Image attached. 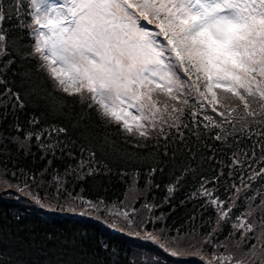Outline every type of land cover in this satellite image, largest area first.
<instances>
[{"label":"trees","instance_id":"obj_1","mask_svg":"<svg viewBox=\"0 0 264 264\" xmlns=\"http://www.w3.org/2000/svg\"><path fill=\"white\" fill-rule=\"evenodd\" d=\"M0 11V173L28 191L0 195V264H141L88 204L121 201L132 178L156 222L197 240L214 264L252 250L251 264H263L264 102L222 100L213 112L192 94L171 121L129 134L31 54L30 0H0Z\"/></svg>","mask_w":264,"mask_h":264},{"label":"snow or ice","instance_id":"obj_2","mask_svg":"<svg viewBox=\"0 0 264 264\" xmlns=\"http://www.w3.org/2000/svg\"><path fill=\"white\" fill-rule=\"evenodd\" d=\"M38 2L42 15L34 24L47 34L39 32L31 54L40 53L49 78L64 93L90 94L88 107L96 105L101 120L121 124L129 134L147 135L145 121L161 112L154 93L178 99L174 92L188 83L181 69L195 77L190 87L214 105L213 112L227 98L217 90L238 98L245 109L247 97L264 101V0ZM5 18L0 11V21ZM6 38L0 31V42Z\"/></svg>","mask_w":264,"mask_h":264},{"label":"rangeland","instance_id":"obj_3","mask_svg":"<svg viewBox=\"0 0 264 264\" xmlns=\"http://www.w3.org/2000/svg\"><path fill=\"white\" fill-rule=\"evenodd\" d=\"M48 2L65 3V0H48ZM30 4L36 6L34 13L32 12L31 21L29 23V31L33 38V45H36L39 44L40 41L39 32L47 34V29L40 28L39 25L34 24V19L42 15V13L38 11V0L35 4L30 0ZM145 27L152 28L154 31H159L154 25L145 24ZM33 28L37 29L36 33H33ZM157 39L166 43L162 36ZM37 54L41 57L40 53ZM174 59L173 56V60ZM43 62L46 64L45 61ZM180 76L182 79L187 80L188 83L174 92L178 97L177 100H171L166 94H153L154 99L160 101L158 107L161 108V112L157 114L155 121H145L146 132H148L154 124H159V122L162 124L174 119L176 113H173L181 105V101L186 98V96L193 94L201 97L200 92L196 91L194 87H190V85L195 82V77L185 75L182 69L180 70ZM200 91H204L202 85ZM217 91L218 95L221 97H227L226 99H222L227 101L226 105L231 106L241 102L238 98L230 94L222 93L220 90ZM253 98L259 102H264L261 101L258 96ZM249 101L250 99L248 102ZM165 102L167 103V107L171 105L172 109L167 110L164 108L163 104ZM129 111H132L134 115L136 114L135 109H129ZM165 118H167V120H165ZM134 180L135 178H132L121 201L113 203H103L100 201L88 203L92 208L93 216L103 220L105 229L108 231L114 230L119 238H124L130 245L129 247L132 250L134 259L141 264H214V261H212L206 253L200 251L202 247L197 240L190 239L187 236L170 235V232L160 226V223L158 224V222H156L157 217L153 214L151 205L143 200L141 197L143 190L138 188ZM8 192L13 194H15V192L18 194H28L27 189L11 185L0 173V195H8ZM247 219L249 220V218L242 217L237 220L236 223L244 227ZM205 255L207 257H205ZM244 255H247L248 258H245ZM257 257L256 250H252L248 254L240 252L235 256V262L233 263L237 264V262H243V264H251ZM262 263L264 264V250L262 251ZM228 264H231V262Z\"/></svg>","mask_w":264,"mask_h":264}]
</instances>
